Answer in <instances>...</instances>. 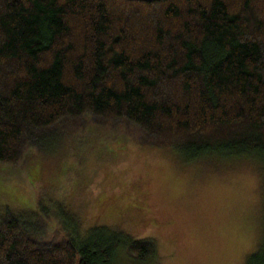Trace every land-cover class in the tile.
I'll return each instance as SVG.
<instances>
[{
  "label": "trees",
  "instance_id": "trees-1",
  "mask_svg": "<svg viewBox=\"0 0 264 264\" xmlns=\"http://www.w3.org/2000/svg\"><path fill=\"white\" fill-rule=\"evenodd\" d=\"M86 115L185 161L254 159L264 177V0H0V162ZM4 207L0 264L156 256L150 239ZM247 264H264V235Z\"/></svg>",
  "mask_w": 264,
  "mask_h": 264
},
{
  "label": "rangeland",
  "instance_id": "rangeland-1",
  "mask_svg": "<svg viewBox=\"0 0 264 264\" xmlns=\"http://www.w3.org/2000/svg\"><path fill=\"white\" fill-rule=\"evenodd\" d=\"M81 121L42 134L19 163L0 162V215L4 204L44 206L51 223L74 220L83 236L104 225L155 243L154 259L121 252L117 264H247L258 251L264 177L256 160L189 162L173 148L134 142L119 124Z\"/></svg>",
  "mask_w": 264,
  "mask_h": 264
}]
</instances>
